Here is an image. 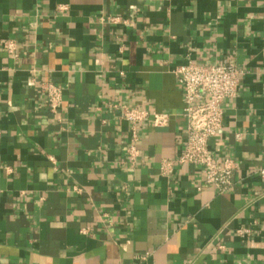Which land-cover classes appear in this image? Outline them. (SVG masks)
<instances>
[{"label": "crops", "instance_id": "obj_1", "mask_svg": "<svg viewBox=\"0 0 264 264\" xmlns=\"http://www.w3.org/2000/svg\"><path fill=\"white\" fill-rule=\"evenodd\" d=\"M226 59L243 74L210 140L237 164L221 194L178 161L176 71ZM124 105L171 116L140 126L135 161ZM262 170L264 0H0V264H264Z\"/></svg>", "mask_w": 264, "mask_h": 264}, {"label": "built area", "instance_id": "obj_2", "mask_svg": "<svg viewBox=\"0 0 264 264\" xmlns=\"http://www.w3.org/2000/svg\"><path fill=\"white\" fill-rule=\"evenodd\" d=\"M60 9H65V6H60ZM111 20L118 22L121 19L113 17ZM2 46L7 53L17 57V41L6 39ZM176 73L184 90L183 113L188 120L186 141L178 161L183 165H201L205 170L206 183L221 194L227 193L236 184L237 164L232 159L220 164L210 150V140L223 128L224 102L237 97L243 71L232 59H226L220 64L189 61L179 67ZM42 89L49 110L57 112L62 104V88L52 81H46ZM121 116L131 123V141L127 151L133 161L140 153V126L149 122L157 128L166 127L171 117L169 113L129 105L121 107ZM236 136L241 139L242 134L237 133ZM172 164V161L165 160L161 166L162 173L167 174ZM261 174L264 177V170ZM250 232L246 227L237 230L241 236Z\"/></svg>", "mask_w": 264, "mask_h": 264}]
</instances>
